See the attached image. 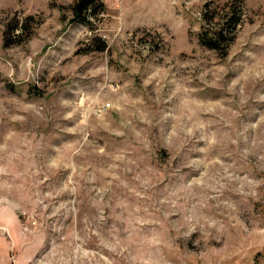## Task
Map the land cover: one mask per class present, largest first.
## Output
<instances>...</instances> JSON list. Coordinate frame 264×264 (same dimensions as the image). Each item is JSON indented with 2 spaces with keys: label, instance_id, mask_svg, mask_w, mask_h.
<instances>
[{
  "label": "rangeland",
  "instance_id": "374dc122",
  "mask_svg": "<svg viewBox=\"0 0 264 264\" xmlns=\"http://www.w3.org/2000/svg\"><path fill=\"white\" fill-rule=\"evenodd\" d=\"M100 1L0 0V264H264V0Z\"/></svg>",
  "mask_w": 264,
  "mask_h": 264
},
{
  "label": "trees",
  "instance_id": "16d2710c",
  "mask_svg": "<svg viewBox=\"0 0 264 264\" xmlns=\"http://www.w3.org/2000/svg\"><path fill=\"white\" fill-rule=\"evenodd\" d=\"M237 1L232 0L226 5L229 10L220 15L218 20L210 26H202L199 33V41L202 45L209 49L220 50L224 52L228 42L232 39V32L236 30L237 25L241 20L242 10L236 5ZM101 7L100 0H73L72 13L73 19L80 22H88V17L94 15ZM216 11L209 10V4L206 3L202 10L204 21H210L214 17ZM208 23V22H207Z\"/></svg>",
  "mask_w": 264,
  "mask_h": 264
}]
</instances>
